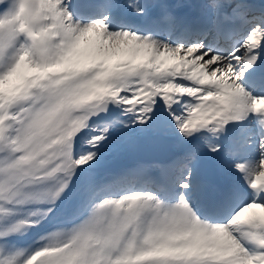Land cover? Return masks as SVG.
<instances>
[{
    "label": "snow or ice",
    "instance_id": "1",
    "mask_svg": "<svg viewBox=\"0 0 264 264\" xmlns=\"http://www.w3.org/2000/svg\"><path fill=\"white\" fill-rule=\"evenodd\" d=\"M0 264H264V0H0Z\"/></svg>",
    "mask_w": 264,
    "mask_h": 264
}]
</instances>
